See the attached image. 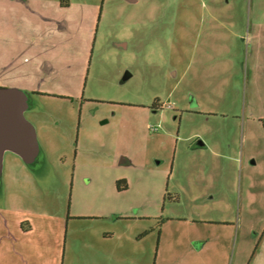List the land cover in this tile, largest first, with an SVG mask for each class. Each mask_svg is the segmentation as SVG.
Masks as SVG:
<instances>
[{"label": "rangeland", "instance_id": "1", "mask_svg": "<svg viewBox=\"0 0 264 264\" xmlns=\"http://www.w3.org/2000/svg\"><path fill=\"white\" fill-rule=\"evenodd\" d=\"M0 86L40 146L4 155L0 264L264 256V0H0Z\"/></svg>", "mask_w": 264, "mask_h": 264}, {"label": "water", "instance_id": "2", "mask_svg": "<svg viewBox=\"0 0 264 264\" xmlns=\"http://www.w3.org/2000/svg\"><path fill=\"white\" fill-rule=\"evenodd\" d=\"M27 106L28 96L23 90L0 87V178L6 151L25 162H31L40 151L36 129L25 116Z\"/></svg>", "mask_w": 264, "mask_h": 264}, {"label": "crops", "instance_id": "3", "mask_svg": "<svg viewBox=\"0 0 264 264\" xmlns=\"http://www.w3.org/2000/svg\"><path fill=\"white\" fill-rule=\"evenodd\" d=\"M137 1V0H134ZM133 1V2H134ZM198 147L201 149V151H205L210 154V157H208L209 163L214 164L219 163L223 157H229V159H233L232 156L226 155L224 152H222L221 147L217 145H214V143L209 142L208 140L200 141V144L198 143ZM215 167V166H214ZM242 179H243V170H242ZM241 179V180H242ZM264 233L261 235V239L263 238ZM263 251H264V243H263ZM259 255V261L258 264H264V256Z\"/></svg>", "mask_w": 264, "mask_h": 264}, {"label": "trees", "instance_id": "4", "mask_svg": "<svg viewBox=\"0 0 264 264\" xmlns=\"http://www.w3.org/2000/svg\"><path fill=\"white\" fill-rule=\"evenodd\" d=\"M122 182H124V184H125V185H124V188H120V187H119V189L124 190V189H126V187H127V183H126L125 181H122Z\"/></svg>", "mask_w": 264, "mask_h": 264}, {"label": "flooded vegetation", "instance_id": "5", "mask_svg": "<svg viewBox=\"0 0 264 264\" xmlns=\"http://www.w3.org/2000/svg\"><path fill=\"white\" fill-rule=\"evenodd\" d=\"M0 87H4V86H0ZM120 190H122V189H120Z\"/></svg>", "mask_w": 264, "mask_h": 264}]
</instances>
